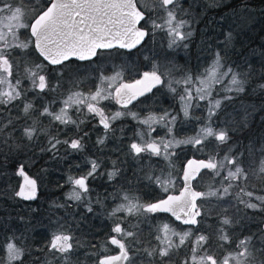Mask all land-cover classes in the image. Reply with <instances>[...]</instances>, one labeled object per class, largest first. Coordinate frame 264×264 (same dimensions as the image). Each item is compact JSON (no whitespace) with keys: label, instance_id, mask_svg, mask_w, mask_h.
I'll return each instance as SVG.
<instances>
[{"label":"snow or ice","instance_id":"1","mask_svg":"<svg viewBox=\"0 0 264 264\" xmlns=\"http://www.w3.org/2000/svg\"><path fill=\"white\" fill-rule=\"evenodd\" d=\"M207 10V56L188 67ZM257 28L251 0H0V170L22 179L0 172V199L37 202L64 173L46 218L0 213V264H264Z\"/></svg>","mask_w":264,"mask_h":264},{"label":"trees","instance_id":"2","mask_svg":"<svg viewBox=\"0 0 264 264\" xmlns=\"http://www.w3.org/2000/svg\"><path fill=\"white\" fill-rule=\"evenodd\" d=\"M8 169L10 171L12 169L11 166L6 167L5 169L0 170V172H5ZM27 170V169H26ZM38 169L32 170L29 172L30 176H33V178H36L38 175L35 173ZM63 175L64 173L57 172L55 170L50 169L49 172L44 175L39 182H42V188H41V195L39 197V200L37 202H25L21 203L18 200L16 201H5L4 199H0V203L3 205V209L0 211V213H3V211H7L9 213H12L13 219L15 220V216L17 213L24 214L27 212L29 215H32L31 209H38L39 212L42 214V218H46L49 214V206L51 205L52 201L57 199H63V197L60 195L59 191L57 190V183H63ZM6 179H10L9 176H6ZM15 179L11 180V183H8L11 185L12 189H16L18 186V182ZM7 185L3 182L1 184V187H6ZM10 195V193H9ZM30 205V207H29ZM17 222V226L20 223ZM91 223V226L93 227V230L98 235L97 239L99 240L103 235L107 232V224L102 219L94 220ZM51 227V226H49ZM23 230V229H22ZM30 238L28 239V243L31 244L34 247H39L42 243H46L45 239V229L41 227L40 225L35 226V230L28 232ZM87 239V237H86Z\"/></svg>","mask_w":264,"mask_h":264},{"label":"rangeland","instance_id":"3","mask_svg":"<svg viewBox=\"0 0 264 264\" xmlns=\"http://www.w3.org/2000/svg\"><path fill=\"white\" fill-rule=\"evenodd\" d=\"M198 2L205 3V2H207V0H198ZM224 2L225 3H229V2H231V0H224ZM251 2H252V6H253V8H254V10L256 11L257 14H259L261 9H264V0H251ZM206 16L208 17L207 20H204L202 23H200L198 25H194V27L196 28L197 34H196V36L193 37V42L191 43L192 44V48H191V44H190V47H189V50H188L187 53H185L183 50H181V52H180L181 57H184L186 55V56H191V57L195 58L194 65L203 64L204 61H205L207 53L202 51L204 45L201 43V41L203 39H205L203 33L208 30V29L205 28V24H209V25L214 26L212 22L214 20H218L219 19V16H220L219 10H207ZM250 43L252 44L253 47H258L260 44L264 43V36L260 35L259 28H257L256 32L251 34ZM179 64L181 65L182 63L179 61ZM170 100H171V97H169L168 100H164V98L161 97L160 98V103H162L164 107H168V104H169ZM246 103H247V101H246ZM33 170H35V169H33ZM56 171L60 172L58 170H56ZM6 172H7V176H9V178H10V179H6L7 182L11 183L12 179L13 180L15 179V181H16V178H17L18 179L17 182H18V185H19L21 178L18 177V176H15L13 174V171L12 170L10 171V169H8ZM54 172H55V170H54ZM35 173L37 175H39V171L38 170ZM3 182H4L3 180H0V187H1V184ZM38 182H39V180H38ZM97 183H100V181H97ZM2 209H3V205H2V203H0V211ZM260 221H261V218L259 216H257L254 222L253 221L249 222L251 227L253 228V230H256V228L258 226H264V225L260 224ZM15 223L17 224L16 221H15ZM106 224H107V222H106ZM25 235H27L30 238L28 232L25 233ZM90 264H91V262H90ZM93 264H94V261H93Z\"/></svg>","mask_w":264,"mask_h":264},{"label":"flooded vegetation","instance_id":"4","mask_svg":"<svg viewBox=\"0 0 264 264\" xmlns=\"http://www.w3.org/2000/svg\"><path fill=\"white\" fill-rule=\"evenodd\" d=\"M191 48H192V44H191ZM184 58L187 60V62H188V67H191V66H193L194 65V60H195V58H193V57H191V56H184ZM185 59H181L180 60V62L182 63L181 64V67H183V66H185ZM161 98V97H160ZM107 230V229H106ZM98 236V235H97ZM109 254H115V250H114V248H112V249H109ZM91 264H93V262H91Z\"/></svg>","mask_w":264,"mask_h":264},{"label":"water","instance_id":"5","mask_svg":"<svg viewBox=\"0 0 264 264\" xmlns=\"http://www.w3.org/2000/svg\"><path fill=\"white\" fill-rule=\"evenodd\" d=\"M20 183H22V179H21Z\"/></svg>","mask_w":264,"mask_h":264}]
</instances>
